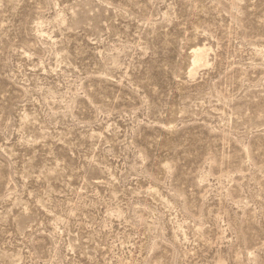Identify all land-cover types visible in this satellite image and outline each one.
<instances>
[{"label": "rangeland", "instance_id": "1", "mask_svg": "<svg viewBox=\"0 0 264 264\" xmlns=\"http://www.w3.org/2000/svg\"><path fill=\"white\" fill-rule=\"evenodd\" d=\"M0 264H264V0H0Z\"/></svg>", "mask_w": 264, "mask_h": 264}, {"label": "bare ground", "instance_id": "2", "mask_svg": "<svg viewBox=\"0 0 264 264\" xmlns=\"http://www.w3.org/2000/svg\"><path fill=\"white\" fill-rule=\"evenodd\" d=\"M207 55V51L206 49H198L194 52V64L196 66H203L206 62V56ZM193 64V65H194ZM194 75V74H193Z\"/></svg>", "mask_w": 264, "mask_h": 264}]
</instances>
